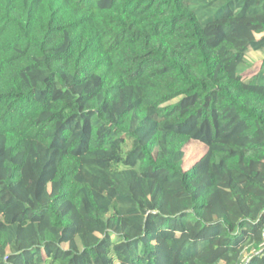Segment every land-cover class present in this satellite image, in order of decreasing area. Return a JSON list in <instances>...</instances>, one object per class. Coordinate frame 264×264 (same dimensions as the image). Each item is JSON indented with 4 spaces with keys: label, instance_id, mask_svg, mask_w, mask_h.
<instances>
[{
    "label": "trees",
    "instance_id": "obj_1",
    "mask_svg": "<svg viewBox=\"0 0 264 264\" xmlns=\"http://www.w3.org/2000/svg\"><path fill=\"white\" fill-rule=\"evenodd\" d=\"M248 52L264 0H0V264H264Z\"/></svg>",
    "mask_w": 264,
    "mask_h": 264
},
{
    "label": "rangeland",
    "instance_id": "obj_2",
    "mask_svg": "<svg viewBox=\"0 0 264 264\" xmlns=\"http://www.w3.org/2000/svg\"><path fill=\"white\" fill-rule=\"evenodd\" d=\"M259 37V36H257ZM264 54L259 52H248L247 61L251 64V68L244 72L245 77L250 78L259 68ZM205 147L196 141H191L184 148V169L187 170L190 166L196 163L204 155Z\"/></svg>",
    "mask_w": 264,
    "mask_h": 264
}]
</instances>
